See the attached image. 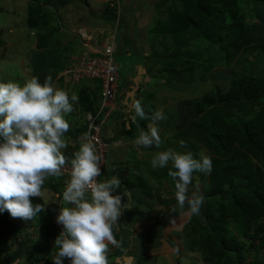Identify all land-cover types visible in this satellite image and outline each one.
<instances>
[{"label": "trees", "instance_id": "1", "mask_svg": "<svg viewBox=\"0 0 264 264\" xmlns=\"http://www.w3.org/2000/svg\"><path fill=\"white\" fill-rule=\"evenodd\" d=\"M28 2V26L30 29L39 28L34 37L36 42H32V47L50 52H46L47 55L45 58L43 55L40 61V67L47 68L44 60H52L54 58L52 50L59 48L61 44L52 46L49 35L56 29L51 30L53 28L50 26V21L53 14H49L45 9L53 8L56 12L65 6V0H28ZM166 4L168 8L165 12H169L170 17L159 20L154 27L153 38H158L159 43L157 40L154 41L156 44L152 46L153 55L148 59L150 62L148 72L155 73L154 77L158 78L155 83H159L160 79L166 82L171 76L179 81L172 84L168 82L164 84L165 86L182 90L188 87L191 89L190 84L206 80L207 74L216 66L230 65L244 50V56L242 55L239 60L241 63L244 61L243 67L233 74L229 89L224 91L221 86L216 85L203 97L193 101L195 110L200 114L198 124L193 123L187 128L184 127L186 125L184 123L169 120L170 123L167 121L160 133L162 139L166 140L170 136L174 141H183V147L192 153L195 159H200L195 153L201 150V146L210 151L208 156L212 159L211 173L194 174V177L199 175L205 184L208 202L206 223L193 215L184 229L185 241L189 250L198 252L206 264H246V253L250 250L245 248L240 238L250 239L257 252L262 248L263 252L261 256L255 254L248 264H264V42L261 41L264 32L250 33L247 27L250 16L247 7L250 8V5L247 0H164L162 5ZM118 6V13L116 9L108 7L101 14V18L109 27L117 29V40L119 25L124 14V5L120 2ZM160 12L162 14V10ZM40 29L45 30L41 32ZM163 35L167 37L161 40ZM257 41L261 42L254 44L256 46L253 56L246 58L245 53L248 50L245 46ZM158 47L164 50V54L158 53ZM67 63L65 57L57 67L54 75L57 80ZM161 67L167 73H161ZM197 68H201V72H198ZM146 77H143V81L138 85L135 84V78L131 83L129 82V89L124 93L125 98L122 99L121 107L125 109V121L117 126H113L115 123L104 126L103 137L111 145L125 138L133 142L139 136L141 129L148 130L150 119L141 120L137 117L136 123L130 119L134 115L132 103L136 100L140 101L144 111L146 110V115H152L156 111L155 104L146 106L145 99H141L142 91H146L151 85L146 81ZM188 83L190 84L187 85ZM100 92V81L90 79L83 81L76 90H68L70 96L74 93L79 97L78 103L73 104V111L76 117L85 115V125L80 127L81 131L75 126H70V130L65 134L66 141L76 143L64 149L66 164L71 165L73 154L79 150L82 142L81 137L87 133L86 114L96 113L99 109ZM149 96L151 97L152 94ZM117 112L118 110L113 117L116 120ZM78 135L81 136L77 142L75 140ZM129 146L132 148L130 147L127 156L128 158L133 156L135 161L130 165L134 164V170L138 174L131 181L129 179L124 181L126 188L140 189L146 200L154 197L155 194H160L159 192L165 187L175 189V182L168 175L171 164L165 168L154 169L152 166H147L146 162L138 161L133 155L134 142ZM143 148L154 152L153 154L166 150V146L160 149L155 146ZM127 165L129 166L128 163ZM107 166L106 164L100 181L106 177ZM60 177L66 179L63 175ZM163 192L164 190L162 195ZM30 199L33 204L45 205L41 198ZM169 203L165 206L168 207ZM48 210L50 209L44 206L37 217L27 222H34L36 225L44 223L45 218L51 213ZM12 218L7 211L0 213V239L4 243L10 238L16 240ZM166 225L163 224L159 229L164 230ZM50 228L51 226H48L49 232L46 236L53 237L51 244H45L44 237L33 241L34 246L30 244L34 247L32 249H35L30 256H35L36 260L45 258L44 264H54V261L49 260L48 257L58 250L54 247L58 235L51 234ZM116 231L117 228L114 226V235ZM117 239H120L119 235ZM24 249H29V245L20 249V253Z\"/></svg>", "mask_w": 264, "mask_h": 264}, {"label": "rangeland", "instance_id": "2", "mask_svg": "<svg viewBox=\"0 0 264 264\" xmlns=\"http://www.w3.org/2000/svg\"><path fill=\"white\" fill-rule=\"evenodd\" d=\"M120 2L124 5V14L123 20L119 25L117 40L118 49L115 55L116 60L120 65L121 76V89L119 91L118 99L121 100L125 98L124 93L128 91L129 82L131 83L133 78L136 79L135 84L138 85L143 81V77L147 76L146 81H149L151 85L146 89V91H142L141 99H145L144 104H146V106L155 104L156 110H163L166 119L158 122L161 131L169 120L176 123H184L186 124L184 127L187 126V128H189L190 125H193V123L198 124L200 122V114L195 110L193 101L203 97L204 94L209 92V90L214 88L216 85L221 86L224 91H227L233 74L237 73L243 67L244 61L241 63L239 60H241L242 55L244 56V50L235 57L230 65L216 66L212 69L207 74L206 80H201L193 84L188 83L187 85L190 84L189 86H191V89L188 87L182 90L181 88L177 89L172 86H165L164 84H167L168 82L172 84V82L179 81L177 78H172L171 76L166 82L163 79H160L158 81L159 83H155L158 78L154 77L155 73L151 74L148 72L150 71V62L148 59L149 57L150 59L152 58V46L156 44L154 41L157 40L159 43L158 38H153L154 27L158 24L159 20H166L170 17L169 12H165L168 8V4L162 5L164 0H65V6H62L56 12L53 8H46L45 10H47L49 14H53L50 21V26L53 28L51 30L53 31L54 28L56 29L54 30L55 32L50 33L49 39H51L53 43L52 46L61 44L59 48L52 50L54 51V58L52 60H44L47 68L40 67V61H42L43 55L45 58L48 50L41 51L40 49H34L35 46L32 47V42H36L34 37H36L39 28L30 29L28 26V0H0V82L13 81L19 82L23 85L32 77H37L39 82L43 84L46 76L50 74L53 77L55 86L57 88L64 89L65 86L63 84H58L55 80L56 77H54L58 69L57 67L60 66L61 61L65 60V57H67V60L69 61L72 56H70V54H72L71 52L77 51V49L82 45V42L86 41L85 43L92 44L93 39L97 41L102 37L103 40H107L110 36H116L117 29L109 27L101 18V14H103L108 7L116 9V13H118V4H120ZM247 3L250 5V8L245 6L247 7V12L250 14L247 20V27L249 28L250 33H255V31L264 32V0H247ZM128 10L131 11L128 12ZM161 10L162 14L160 12ZM64 21H66V24L63 23ZM43 30L45 29H40L41 32H44ZM46 32L48 35V31ZM84 33L87 34V37H83L86 39L85 41L82 40V35ZM250 33L248 31V34ZM165 37L167 36L163 35L161 40ZM261 41L264 42V36H262ZM260 42H253L249 46H245L248 50L245 53L246 58L253 56L252 53H254L253 50L256 46L254 44H258ZM158 53L164 54V50L158 47ZM162 70L163 67H161V73H167L165 70ZM197 71L201 72V68H197ZM164 86L166 89H164ZM150 94H152L151 97L149 96ZM147 116L151 117V115ZM73 117H76V115H74V111L68 114L65 118L69 121ZM110 125L111 123L109 126ZM163 140L164 144L161 147L166 146V149L172 148L179 153H189L187 149L181 146V140L174 141L173 137L170 136L167 137L166 140ZM66 143L68 145L66 149L76 144L75 142L73 144L71 141H66ZM65 151L66 150L63 149L62 153L64 154ZM123 152L124 150L116 149L115 156L117 159L123 158V161L126 163L127 160L122 155ZM201 152L205 155L210 154V151L207 148L201 146V150L195 153L197 157H200ZM153 156L154 154L149 155V157L148 155L147 157H142L143 161L146 160L147 163H149L147 166H152L151 160L153 159ZM132 157L133 156L128 158L127 156V159H130L127 162L129 167H132L130 164L135 161ZM120 165L114 166L116 170L114 175L122 177L124 174V168ZM109 171L110 169L107 168L105 178L110 179ZM130 177L133 178L134 176L131 175ZM64 180L65 182L67 181L66 179ZM64 180L61 177H48L42 187L43 195L41 197H36L41 198L45 203V207L50 209L48 211H51V213L45 218L44 223L36 225L34 222L28 223L20 218L11 219L15 226L13 227V234H15L14 237L16 240L13 239L15 241V243H13L12 238H10L7 243H4L2 242V239H0L1 264L45 263V258H39L36 260L35 256H30V253H33L35 250L32 249L34 247L30 246V244L38 239H43L42 237L45 238L43 239L45 244H51L53 237L46 236L49 232L48 226H51L50 230L53 235L59 236L61 231H63V226L59 227L55 220L56 216L60 212L62 194L66 188ZM197 182H199L201 186L204 201L200 209V214L195 216H197L201 222L206 223L208 202L205 195V184L200 179L199 175L194 177L193 184ZM60 183L63 184L59 185ZM163 190L164 192L162 195ZM163 190L161 192L158 191L160 193L157 194L159 197L156 198L155 194L154 197L151 198L152 202H150V205L154 207L153 209H156L155 204L156 206L157 204L159 206H164L165 209L161 210L160 213H167L165 211H168V213L170 212L169 219H159L155 226L156 230H158L160 226L167 224L165 229H159L152 235V240L155 239L157 242L154 249L158 250H155V254L153 256L152 254L150 256L147 254L144 255V252L147 251V249L145 250L143 246H139L136 250L137 253H133L132 256H129V258H133L131 264H168L166 261L160 259L158 256L160 253L158 251H161L163 247H167V245L172 243H175L176 245L179 244V249L182 251V242L179 240V235H181V233L184 235L185 226L190 223L193 215L187 214V204H185L183 209H180L177 206L175 189L165 187ZM189 195H191V191L189 192ZM166 203H169L168 207L165 206ZM173 206L177 207V211L175 213L171 211ZM125 212L129 218H132L130 213L126 210ZM240 240L245 244V248L250 250L246 253V264L252 261L255 254L261 256L263 248L260 252H257L250 239L247 240L240 238ZM141 241L142 239H138V242ZM257 244L258 243H256V245ZM28 245L29 249H24V251L20 253V249ZM54 255L55 254H51L48 257L49 260L52 259ZM190 256L192 258H190ZM179 258L180 264H185L186 262L187 264H198V262H196L195 255H179L178 259ZM64 262L66 264H70L68 259H65ZM121 264L127 263L121 262Z\"/></svg>", "mask_w": 264, "mask_h": 264}, {"label": "clouds", "instance_id": "3", "mask_svg": "<svg viewBox=\"0 0 264 264\" xmlns=\"http://www.w3.org/2000/svg\"><path fill=\"white\" fill-rule=\"evenodd\" d=\"M115 40L117 46V36ZM78 101V95L70 96L68 91L57 88L50 74L43 84L37 77L23 85L0 82V213L7 211L13 218L28 221L44 209L45 205L33 204L30 198L43 195L42 187L48 177L62 175L66 164L62 150L68 146L65 134L70 130L65 117L73 112V104ZM132 108L133 123L137 117L151 120L147 131L141 129L135 145L160 149L164 140L158 122L166 119L163 110L148 117L138 100L133 101ZM81 140L71 159V176L65 182L56 216L63 231L55 239L54 247L58 250L52 260L54 264H63L65 259L70 264H109V245L120 247L114 226L118 225L122 210L130 208L122 202V196L130 200L131 192L124 189L122 194L113 195L121 187L118 175L103 181L97 179L102 174L100 156L90 133H84ZM180 143L184 146L183 141ZM169 164L168 175L175 182L177 206L183 209L187 204L188 215H199L204 196L199 182L193 184L194 174L211 173V157L201 152L200 159H195L190 152L167 148L156 152L151 160L153 168ZM171 211L175 213L177 207L173 206Z\"/></svg>", "mask_w": 264, "mask_h": 264}, {"label": "crops", "instance_id": "4", "mask_svg": "<svg viewBox=\"0 0 264 264\" xmlns=\"http://www.w3.org/2000/svg\"><path fill=\"white\" fill-rule=\"evenodd\" d=\"M122 106H123V100L121 99L117 104V109H118V112L116 114L117 120L113 118L111 121L112 124L115 123L113 126L115 125L117 126L123 123L126 119L124 115L125 109H122L121 108ZM68 122H70L69 124L70 126L72 127L75 126L77 130L81 131L80 127L85 125V115L73 117ZM80 136L81 135H78L75 141L78 142L80 140L79 139ZM133 142L131 141V139L128 138L115 141L114 145H112L111 148L112 151L110 150L111 151L109 154L110 159L107 162L108 165L107 168L110 169L109 171L110 178L112 175L115 174L114 172L116 170L114 166H118L121 164L122 167L124 168L123 176L119 177V179L121 180V187L116 189L113 195L122 194L124 189H128L132 193L130 200H128L127 197L122 196V202L127 203V205L130 208L122 210V215L118 219V225H115L117 231H116V235L114 236L117 239V236L119 235L120 239L119 240L117 239V241L119 242L120 247L109 245V252L107 253V256L110 264H118V263L121 264L124 257H129L132 256L133 253H137L136 250L139 248V246H143L145 250L147 249V251L144 252L145 253L144 255L147 254L150 256L152 254L153 256L155 254V250H158V249H154V247L157 244L156 240L155 239L152 240V235L154 234V232H156L155 226L158 223L159 219L164 218V220H167L168 216H170V212L168 213V211H165L167 213H160L161 210L165 209L163 205L159 206L157 204L156 206L155 204L156 209H153L154 207L150 205V202H152L151 198L153 197L147 198L146 200L142 195L143 193L141 192L140 189L138 188L129 189L124 186V181H126L127 178L128 179L130 178L129 180L131 181L133 178H131L130 176L132 175L135 177L138 174V172L134 170V164L132 165V167H129L126 164L128 162L127 154L129 153L131 147L129 145ZM116 149L124 150L122 155L124 156V158H126L127 160L126 163L123 161V158H119V159L116 158L115 156ZM132 151L133 153L135 152L134 154L133 153L132 154L136 157L138 161H142L146 163L147 161L146 160L143 161L142 157L144 156L147 157V155L149 157V155H152L154 153L152 151L144 149L142 146L137 147L136 145L135 147H133ZM113 169L115 171H113ZM157 197L159 196L156 194V198ZM125 210L132 215V218L128 217ZM179 236H180L179 240H181L182 242V248H181L182 251L179 249V244L177 245L175 243L174 244L172 243L173 245L169 244L167 245V247H163L161 251H158L160 253L158 255L160 259L166 261V263L168 264H180V258L178 259V256L188 254V255H195L196 262H198V264H206L202 261L200 254L198 252L189 250L184 235L181 233V235ZM138 239H142L143 242L142 241L138 242ZM190 258L192 257L190 256ZM185 264H187V262Z\"/></svg>", "mask_w": 264, "mask_h": 264}, {"label": "built area", "instance_id": "5", "mask_svg": "<svg viewBox=\"0 0 264 264\" xmlns=\"http://www.w3.org/2000/svg\"><path fill=\"white\" fill-rule=\"evenodd\" d=\"M83 37H87V34L82 35V40L85 41ZM115 37V35L110 36L107 40L101 37L97 41L93 39L92 44L82 42L83 46L81 45L77 51L73 52L59 76V81H62L66 91L76 90L87 79L99 80L101 83L99 109L96 113L86 114L87 133H90L97 155L100 156L101 173L106 167L108 154L112 148V145L103 137L104 126L109 125L114 117L120 88V69L115 57L117 47ZM61 171L62 175L69 180L71 165L65 164ZM100 178L101 176L97 179L100 181Z\"/></svg>", "mask_w": 264, "mask_h": 264}, {"label": "water", "instance_id": "6", "mask_svg": "<svg viewBox=\"0 0 264 264\" xmlns=\"http://www.w3.org/2000/svg\"><path fill=\"white\" fill-rule=\"evenodd\" d=\"M133 258H129V257H124L123 261L126 262L127 264H131Z\"/></svg>", "mask_w": 264, "mask_h": 264}]
</instances>
